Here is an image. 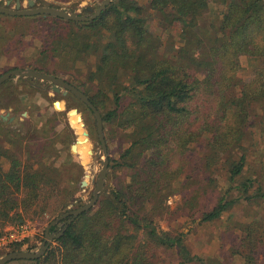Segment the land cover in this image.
Segmentation results:
<instances>
[{
	"label": "trees",
	"instance_id": "obj_1",
	"mask_svg": "<svg viewBox=\"0 0 264 264\" xmlns=\"http://www.w3.org/2000/svg\"><path fill=\"white\" fill-rule=\"evenodd\" d=\"M211 5L224 7L219 17L209 18ZM47 18L70 30L63 51L73 69L69 83L100 111L106 138L118 135L124 145L110 159L96 205L52 227L56 234L68 225L40 259L8 264H157L155 250L173 248L181 264H203L157 220L173 214L168 201L177 194V211L193 223L264 199V179L251 158L256 149L263 171L264 0H113L92 22ZM242 58L253 62L247 80L240 76ZM80 65L89 67L82 73ZM58 117H48L44 135L35 124L39 135L0 119V237L9 224L52 206L63 215L81 200L82 166L72 156L56 164L68 145L56 130ZM69 118L79 137L76 153L90 154L84 122ZM243 230L237 253L256 264L264 224ZM22 249L17 244L9 253Z\"/></svg>",
	"mask_w": 264,
	"mask_h": 264
},
{
	"label": "rangeland",
	"instance_id": "obj_2",
	"mask_svg": "<svg viewBox=\"0 0 264 264\" xmlns=\"http://www.w3.org/2000/svg\"><path fill=\"white\" fill-rule=\"evenodd\" d=\"M9 1L10 4H8ZM17 1L0 0V6L16 9ZM19 1L21 2V9H29L28 0ZM102 1L35 0V6L63 9L70 13L88 16L91 14L88 8H92L95 11ZM143 2L145 3V0ZM210 9L209 18H216L219 17L220 12H223L224 7L211 5ZM150 28L158 32L156 21H150ZM69 31L67 26L61 23H55L44 16L11 17L0 14V76L14 69L34 70L55 76L69 83V77L66 76V73L69 70L72 72V64L69 58L63 54V51L66 50L64 37ZM177 33L178 31H174L176 36H178ZM62 40L64 42L61 44ZM241 63L242 69L240 76L242 80H247L253 75V62L247 58H242ZM87 67L89 66L81 68L80 65L82 73L85 72ZM64 91L65 89H62V93H55L52 90L51 83L44 84L32 78L13 77L0 86V119L2 120L1 116L9 114L8 121L9 123L16 124L17 127L15 129L23 130L26 134L29 132L36 134L33 131V125L35 124V128L40 132L39 134L44 135L46 130L48 132L51 130L46 123L48 117L53 112L59 113V117L55 122L58 125L56 130L62 134V140L68 141V145L65 146L66 151L60 153L56 164L58 166L64 163L68 164L71 161L68 156H72L74 161L82 166V173L79 177L80 181L87 180L86 176L90 175L88 186L84 188L81 187V184L79 186L78 198L85 205V196L88 194L89 200L92 198L93 186L91 184H93V179L97 181L98 173L103 167L102 161L105 158L101 149L94 114L84 105L80 104L77 100L78 98L72 93L63 95ZM56 101H60V105L64 104L65 108H63V111L60 108L61 106L59 109L55 107ZM74 108L79 110L78 117H82L81 121L84 122V127L89 133V151L91 153L88 155H82L81 152H78L79 154L72 153L71 151L72 145L79 138L69 118L73 117L70 116L69 112ZM11 118H14V120L10 122ZM105 139L110 159L118 158L120 151H123L124 145L123 143L122 145L119 143L120 138L118 135L113 136L109 133V138H106L105 134ZM57 149L59 151L61 147L57 146ZM99 151L100 156L97 157ZM200 152L203 154V150ZM258 155L259 153L254 149L251 158L255 162L252 165L257 166V170L261 174L260 178L264 179V170L262 171L263 165L256 161L259 158ZM81 159H89V163L84 164ZM220 184H225L224 179L220 180ZM176 186V188H180L178 184ZM217 192L218 189H215V192L210 195L212 201L217 199ZM180 199V194L170 197L168 205L171 207L173 214H166L157 220L159 230L170 232L175 236H182L183 245L188 249L191 257L201 259L203 264H248L241 258L240 253H237V247L243 237L244 226L264 224V199H257V201L252 203L242 202L236 205L231 211L226 212L220 219L204 223H193L188 217L183 216L181 212L177 211ZM80 202L70 205L67 209L68 212L82 207L79 206ZM54 207L52 206L44 215L27 216L25 221L21 222H30L36 229L35 236L26 245L22 244L23 249L21 251L36 252L40 250L42 243L46 239L48 225L61 216L52 212ZM21 223H13L7 226H14ZM43 237L44 240L42 241ZM31 247V250L28 249ZM10 249L11 247L8 249H0V252L10 254ZM155 254L159 260L157 264L183 263L180 251L177 248L157 249L155 250ZM256 256L258 260L256 264H264V243L260 245ZM184 264L201 263L194 261Z\"/></svg>",
	"mask_w": 264,
	"mask_h": 264
},
{
	"label": "water",
	"instance_id": "obj_3",
	"mask_svg": "<svg viewBox=\"0 0 264 264\" xmlns=\"http://www.w3.org/2000/svg\"><path fill=\"white\" fill-rule=\"evenodd\" d=\"M113 0H103L100 4L97 10L93 11L92 8H88V11L91 12L88 16L85 15H79L76 13H70L68 11H65L63 9H57L52 7H36L35 0H28L29 9H21V2L18 0L16 2V9H10L7 6H0V14H4L11 17H32V16H44V17H53L62 19L64 21H70V22H92L96 20L98 17L101 16V14L106 10V8L110 5V3ZM10 4V1L8 2ZM13 77H21V78H32L36 81H41L42 83H51L52 84V90L55 93H62V89H65L63 92V95H67L68 93H72L75 95L80 101H82L94 114L95 120H96V126H97V133L101 145V149L103 152L104 160L102 161V169L99 171V176L97 181L93 179L92 184V198L89 200L88 194L85 196V205L77 208L73 211H70L68 213H65L55 219L53 222H51L47 229H46V239L42 243L40 250L36 252L31 251H18L13 252L10 254H7L0 258V264H8L12 261L16 260H38L40 259L49 246L52 244V242L59 238L63 231L67 228L69 224H71L77 217L82 215L83 213L89 211L91 208H93L96 203L99 200V197L104 191L106 190V183L108 180V173H109V167H110V157L108 153V147L107 142L105 139L104 134V126H103V120L102 115L100 111L93 105V103L89 100V98L78 88L71 85L67 81L57 78L52 75L43 74L34 70H23V69H14L11 70L4 75L0 76V86L10 80ZM59 103V101L55 102V106ZM79 113V110L77 108L72 109L69 114L77 115ZM9 117V114L6 116H1L2 120L7 121ZM82 118V117H81ZM14 118L10 119V122L13 121ZM83 120V119H82ZM85 125V124H84ZM87 139H89V133L85 132ZM77 143L72 145L71 151L72 153H76L77 149ZM100 156V151L97 154V157ZM88 182L86 180L81 182V187H87ZM71 217V219L68 222V225L59 233L53 234L50 232L51 228L59 224L61 221Z\"/></svg>",
	"mask_w": 264,
	"mask_h": 264
},
{
	"label": "built area",
	"instance_id": "obj_4",
	"mask_svg": "<svg viewBox=\"0 0 264 264\" xmlns=\"http://www.w3.org/2000/svg\"><path fill=\"white\" fill-rule=\"evenodd\" d=\"M36 234V229L30 222L7 226L0 237V249H8L13 245H26Z\"/></svg>",
	"mask_w": 264,
	"mask_h": 264
},
{
	"label": "bare ground",
	"instance_id": "obj_5",
	"mask_svg": "<svg viewBox=\"0 0 264 264\" xmlns=\"http://www.w3.org/2000/svg\"><path fill=\"white\" fill-rule=\"evenodd\" d=\"M57 109H59V107H60V101H59V103L55 106ZM79 114V113H78ZM78 114L77 115H72V116H78ZM77 150V149H76Z\"/></svg>",
	"mask_w": 264,
	"mask_h": 264
},
{
	"label": "crops",
	"instance_id": "obj_6",
	"mask_svg": "<svg viewBox=\"0 0 264 264\" xmlns=\"http://www.w3.org/2000/svg\"><path fill=\"white\" fill-rule=\"evenodd\" d=\"M109 172H110V170H109ZM109 174V173H108ZM92 185V184H91Z\"/></svg>",
	"mask_w": 264,
	"mask_h": 264
}]
</instances>
